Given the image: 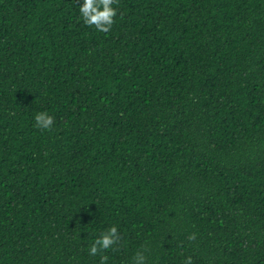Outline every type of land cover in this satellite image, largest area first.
<instances>
[{
  "label": "trees",
  "instance_id": "1",
  "mask_svg": "<svg viewBox=\"0 0 264 264\" xmlns=\"http://www.w3.org/2000/svg\"><path fill=\"white\" fill-rule=\"evenodd\" d=\"M80 3L0 0V264H264V0Z\"/></svg>",
  "mask_w": 264,
  "mask_h": 264
},
{
  "label": "clouds",
  "instance_id": "2",
  "mask_svg": "<svg viewBox=\"0 0 264 264\" xmlns=\"http://www.w3.org/2000/svg\"><path fill=\"white\" fill-rule=\"evenodd\" d=\"M115 0H81L78 7L83 22L101 32L110 30L116 16ZM34 127L49 131L54 127V118L46 111H40L34 115ZM195 236L190 237L194 239ZM117 227L111 226L94 240L89 248L90 255H100L101 264L109 259L104 252L110 250L117 243ZM146 257L142 252H137L133 257V264H145ZM185 264H191V257L185 259Z\"/></svg>",
  "mask_w": 264,
  "mask_h": 264
}]
</instances>
